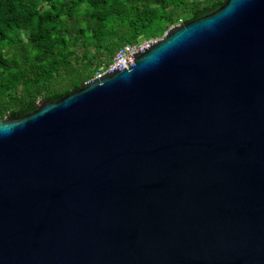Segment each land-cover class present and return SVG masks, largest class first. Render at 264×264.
I'll return each mask as SVG.
<instances>
[{
	"label": "water",
	"instance_id": "1",
	"mask_svg": "<svg viewBox=\"0 0 264 264\" xmlns=\"http://www.w3.org/2000/svg\"><path fill=\"white\" fill-rule=\"evenodd\" d=\"M125 66L0 119V264H264V0Z\"/></svg>",
	"mask_w": 264,
	"mask_h": 264
},
{
	"label": "trees",
	"instance_id": "2",
	"mask_svg": "<svg viewBox=\"0 0 264 264\" xmlns=\"http://www.w3.org/2000/svg\"><path fill=\"white\" fill-rule=\"evenodd\" d=\"M225 1L0 0V119L23 117L39 100L57 101L120 47L162 38Z\"/></svg>",
	"mask_w": 264,
	"mask_h": 264
},
{
	"label": "built area",
	"instance_id": "3",
	"mask_svg": "<svg viewBox=\"0 0 264 264\" xmlns=\"http://www.w3.org/2000/svg\"><path fill=\"white\" fill-rule=\"evenodd\" d=\"M150 43L151 42H144L142 44H130L120 47L114 54L112 61L104 69H101L99 72H97L94 75V78H99L117 66H119L120 70L126 69L125 64L126 62L130 63L131 55L148 46Z\"/></svg>",
	"mask_w": 264,
	"mask_h": 264
},
{
	"label": "rangeland",
	"instance_id": "4",
	"mask_svg": "<svg viewBox=\"0 0 264 264\" xmlns=\"http://www.w3.org/2000/svg\"><path fill=\"white\" fill-rule=\"evenodd\" d=\"M173 27V26H172ZM172 27H170V28H172ZM169 28V29H170ZM24 36V35H23ZM159 39H161V38H153V39H150V40H148V41H142V39L140 40V44H142V43H144V42H155V41H157V40H159ZM80 51L82 50V48H80L79 49ZM93 50H94V48L93 47H90L89 48V52H93ZM99 72V71H98ZM40 101V100H39ZM38 103V102H37ZM3 119V118H2Z\"/></svg>",
	"mask_w": 264,
	"mask_h": 264
},
{
	"label": "clouds",
	"instance_id": "5",
	"mask_svg": "<svg viewBox=\"0 0 264 264\" xmlns=\"http://www.w3.org/2000/svg\"><path fill=\"white\" fill-rule=\"evenodd\" d=\"M94 77V76H93Z\"/></svg>",
	"mask_w": 264,
	"mask_h": 264
}]
</instances>
